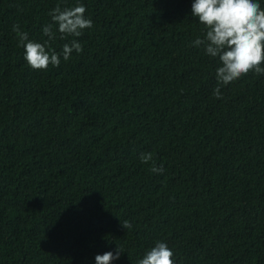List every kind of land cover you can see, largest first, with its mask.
Here are the masks:
<instances>
[{
    "label": "trees",
    "instance_id": "trees-1",
    "mask_svg": "<svg viewBox=\"0 0 264 264\" xmlns=\"http://www.w3.org/2000/svg\"><path fill=\"white\" fill-rule=\"evenodd\" d=\"M58 3L93 27L35 71L12 26L43 42ZM192 3L0 0V264H95L117 247L112 264H137L157 241L177 264H264V75L216 99Z\"/></svg>",
    "mask_w": 264,
    "mask_h": 264
},
{
    "label": "clouds",
    "instance_id": "clouds-1",
    "mask_svg": "<svg viewBox=\"0 0 264 264\" xmlns=\"http://www.w3.org/2000/svg\"><path fill=\"white\" fill-rule=\"evenodd\" d=\"M86 7L77 3L62 8L58 3L48 15L51 20L45 24L42 33L48 39L36 42L29 39L28 32L19 23L12 26L18 44L24 49V60L35 71H46L49 66L59 67L61 55L68 61L73 52L83 51L78 39L84 31L93 27L91 18L85 16ZM192 17L203 25V35L198 36L190 47L203 48L205 55L219 62L216 68L217 86L213 89L216 99H223L221 87L237 81L249 73L264 75V7L260 0H193ZM59 33V36H57ZM72 37V39H68ZM68 40L58 53L51 48L54 39ZM142 164H150L149 171L162 175L163 166H157L151 152L139 156ZM121 226L131 229V222L125 220ZM122 249L96 255L95 264H112L119 260ZM137 264H177L173 249L164 241H157L148 249Z\"/></svg>",
    "mask_w": 264,
    "mask_h": 264
}]
</instances>
